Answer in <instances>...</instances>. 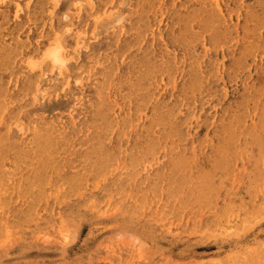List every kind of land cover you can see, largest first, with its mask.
I'll return each instance as SVG.
<instances>
[{
  "label": "rangeland",
  "instance_id": "rangeland-1",
  "mask_svg": "<svg viewBox=\"0 0 264 264\" xmlns=\"http://www.w3.org/2000/svg\"><path fill=\"white\" fill-rule=\"evenodd\" d=\"M0 98V264H264V0H0Z\"/></svg>",
  "mask_w": 264,
  "mask_h": 264
},
{
  "label": "bare ground",
  "instance_id": "bare-ground-1",
  "mask_svg": "<svg viewBox=\"0 0 264 264\" xmlns=\"http://www.w3.org/2000/svg\"><path fill=\"white\" fill-rule=\"evenodd\" d=\"M51 1V0H50ZM90 1V0H89ZM28 3V2H27ZM90 5V4H89ZM25 6V5H24ZM52 7V6H51ZM55 7V6H54ZM79 8V6H78ZM14 10V9H13ZM68 11V10H67ZM98 19V17H97ZM208 41V40H207ZM54 44V43H53ZM208 44V43H207ZM210 44V43H209ZM177 45V44H176ZM76 46V45H75ZM60 47V46H59ZM221 48V47H220ZM59 50L60 48H54L52 51V58L54 60V64L55 66L59 69V66L62 64V60L59 56ZM188 50V49H187ZM208 54V53H207ZM139 57V56H138ZM164 57V56H163ZM35 62V61H34ZM26 63V62H25ZM222 65V64H221ZM28 67V66H27ZM262 70V69H261ZM221 71V69H220ZM58 73V72H57ZM43 75V74H42ZM187 75V74H186ZM178 78V77H177ZM217 81L216 77H200V76H194L191 79V83L188 86L187 89L180 91L178 93V97L182 98L183 100H181L183 102V104L186 107L187 110V116L184 117L183 120L181 121H176V115L178 113H181V109L177 108L176 111L172 110L171 112H169L168 114H164L166 120H163L162 122H160V126L158 123V129H161V134H160V140L161 141H165L166 139H170L171 141H173L172 146H169L168 150L172 151V152H177L179 151V149L181 148L182 144L184 143V141L187 142V138H188V134H189V127L191 122L197 121L198 120V116L195 113V102L196 99L199 100V107L201 108V112H203L205 106H206V102L208 100V98H211L212 95L214 94V82ZM174 84V83H173ZM173 86V85H172ZM255 90V89H254ZM5 93V91H4ZM173 93V92H172ZM225 93V92H224ZM251 94V93H250ZM254 94V93H253ZM175 95V94H174ZM186 95H189L190 99L186 97ZM221 95V90H217L215 92V96L219 97ZM252 95V94H251ZM196 96V98L194 97ZM3 97V96H2ZM1 97V98H2ZM177 97V96H175ZM0 98V99H1ZM5 98V97H4ZM156 98V97H155ZM195 98V99H194ZM252 98V97H251ZM172 99V98H171ZM177 99V98H176ZM240 99V98H239ZM3 100V98H2ZM8 100V99H7ZM174 100V99H173ZM2 102V101H1ZM180 102V103H182ZM250 102V101H249ZM246 103V102H245ZM2 104V103H1ZM12 104V103H11ZM5 105V104H4ZM2 104V106H4ZM180 105V104H179ZM1 106V105H0ZM155 106V105H154ZM184 107V106H183ZM6 108V107H5ZM237 108V107H236ZM210 109V108H209ZM247 110V109H246ZM246 110H243V107H239L237 108L234 112L225 108L223 110V118L221 120L220 123V130L219 133H217V137H221L222 139H226V140H233L239 137H253L255 136L257 133L256 131L250 127L247 122V126L245 125V114H248ZM132 111V110H131ZM197 111V110H196ZM199 111V110H198ZM8 112V111H7ZM200 112V111H199ZM155 114V113H154ZM196 114V115H195ZM162 115V114H161ZM163 116V115H162ZM214 116V115H213ZM253 116V114H252ZM138 117V116H137ZM160 118V117H159ZM205 119V118H204ZM213 119V117H212ZM135 120H137L135 118ZM206 120V119H205ZM211 120V119H210ZM161 121V120H160ZM131 123H133V121H131ZM137 123V122H136ZM135 123V125H136ZM203 124V123H202ZM132 126V125H131ZM209 126V124H208ZM259 126V125H258ZM256 126V127H258ZM129 127V126H128ZM140 127V126H139ZM149 127V126H148ZM153 127V126H152ZM214 127V126H213ZM133 128V127H131ZM144 128V127H143ZM113 129V128H112ZM140 129V128H138ZM137 129V130H138ZM128 130V129H127ZM140 131V130H139ZM146 131V130H145ZM50 132V130L48 131ZM142 132V131H141ZM153 132V131H152ZM218 132V131H217ZM259 132V130H258ZM135 133V131H134ZM216 133V132H214ZM123 134V133H122ZM137 134V133H136ZM143 135H146L144 133H142ZM264 134V133H262ZM110 135V134H109ZM108 135V136H109ZM5 136H7L6 138H8V132L5 133ZM107 136V137H108ZM149 136V135H148ZM151 136V135H150ZM154 136V135H153ZM213 136V135H212ZM139 138V137H138ZM220 138V140H221ZM261 139V137H259ZM152 139V138H151ZM217 139V138H216ZM242 139V138H240ZM250 139V138H249ZM143 140V139H142ZM214 140V139H213ZM252 140V139H251ZM160 141V142H161ZM169 142V140H167ZM217 141V140H216ZM222 141V140H221ZM219 141V142H221ZM191 143V141H189ZM198 142V141H197ZM211 142V141H210ZM224 142V140H223ZM237 142V141H236ZM164 143V142H163ZM226 143V142H225ZM160 145V143H159ZM171 145V144H170ZM186 144H184L182 147H185ZM188 145V142H187ZM193 144H191L190 146H192ZM195 145V143H194ZM193 145V146H194ZM198 145V144H197ZM223 145V144H222ZM204 146V145H203ZM208 146V145H207ZM210 146V145H209ZM225 146V144H224ZM157 147V146H156ZM217 147V146H216ZM207 148V147H206ZM225 148V147H224ZM228 148V147H227ZM235 148V147H234ZM245 148V147H244ZM8 149V148H7ZM165 149V150H166ZM191 149V147H190ZM197 149V147H196ZM205 148H203L204 150ZM223 149V148H222ZM221 149V150H222ZM230 149V148H229ZM243 149V148H242ZM9 150V149H8ZM120 150V149H119ZM156 150V149H155ZM164 150V149H162ZM162 150L159 149V151L162 152ZM181 150V149H180ZM199 150V149H198ZM202 150V151H203ZM207 150V149H206ZM228 150V149H227ZM183 151V150H182ZM188 151V150H187ZM144 152V151H143ZM150 152V151H149ZM153 152V151H152ZM169 152V151H168ZM167 152V153H168ZM196 152V151H195ZM206 152V151H205ZM218 152V151H217ZM223 152V151H221ZM221 152H219L221 154ZM233 152V151H231ZM230 152V154H231ZM109 153V152H108ZM160 153V152H159ZM179 153V152H178ZM199 153V152H198ZM146 154V153H145ZM166 154V153H165ZM183 154V153H182ZM186 154V153H185ZM196 154V153H195ZM228 154V153H227ZM229 155V154H228ZM233 155V154H232ZM219 157V156H218ZM191 161V160H190ZM222 171V170H221ZM195 191V190H194ZM207 191V190H206ZM212 193V191H211ZM167 196V195H166ZM195 196V195H194ZM209 204V203H208ZM223 210V209H222ZM88 212V211H87ZM171 212V211H170ZM34 215V213H33Z\"/></svg>",
  "mask_w": 264,
  "mask_h": 264
}]
</instances>
